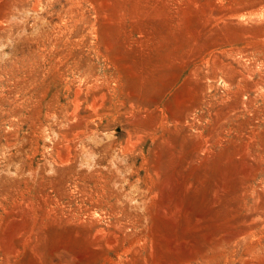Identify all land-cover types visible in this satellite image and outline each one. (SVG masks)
Returning <instances> with one entry per match:
<instances>
[{
	"label": "rangeland",
	"instance_id": "obj_1",
	"mask_svg": "<svg viewBox=\"0 0 264 264\" xmlns=\"http://www.w3.org/2000/svg\"><path fill=\"white\" fill-rule=\"evenodd\" d=\"M0 264H264V0H0Z\"/></svg>",
	"mask_w": 264,
	"mask_h": 264
}]
</instances>
